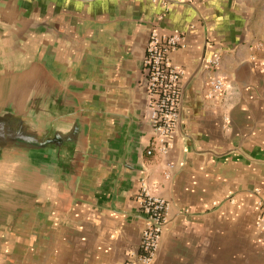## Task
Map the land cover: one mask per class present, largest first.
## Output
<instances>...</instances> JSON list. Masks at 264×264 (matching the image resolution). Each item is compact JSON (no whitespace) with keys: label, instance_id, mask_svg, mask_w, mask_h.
<instances>
[{"label":"crops","instance_id":"obj_1","mask_svg":"<svg viewBox=\"0 0 264 264\" xmlns=\"http://www.w3.org/2000/svg\"><path fill=\"white\" fill-rule=\"evenodd\" d=\"M1 1L0 38L15 54L1 95L37 84L20 110L33 138L0 221V264L134 259L143 180L169 203L151 264H264V0H53L45 21ZM153 30L185 41L169 53L184 74L167 155L146 153ZM34 31L50 39L39 65L22 41ZM214 76L225 90L210 97Z\"/></svg>","mask_w":264,"mask_h":264},{"label":"built area","instance_id":"obj_2","mask_svg":"<svg viewBox=\"0 0 264 264\" xmlns=\"http://www.w3.org/2000/svg\"><path fill=\"white\" fill-rule=\"evenodd\" d=\"M191 1V0H187ZM185 44L180 33L161 35L153 30L147 44L144 58L146 89L148 94L147 117L152 125V137L146 149L148 155H167L179 118V100L184 70L174 64L169 53ZM208 66H218L219 57L208 60ZM225 90L223 78L214 76L209 82L208 96L216 97ZM172 167V164H168ZM169 171L166 175L169 176ZM140 204L147 216L142 232L139 252L134 259L125 264H151L156 256L162 236L167 213L168 201L160 195L152 194L148 183L143 180L138 195ZM263 204L262 201L259 202ZM257 226L264 236V210L257 217Z\"/></svg>","mask_w":264,"mask_h":264},{"label":"water","instance_id":"obj_3","mask_svg":"<svg viewBox=\"0 0 264 264\" xmlns=\"http://www.w3.org/2000/svg\"><path fill=\"white\" fill-rule=\"evenodd\" d=\"M10 43L0 38V80L9 70L15 57ZM36 82L28 83L22 88H15L6 99L1 95L0 88V221L5 214L10 194L17 185L25 153L28 151L26 142H31V135L20 123L23 106L32 102L35 97ZM31 139V140H30Z\"/></svg>","mask_w":264,"mask_h":264},{"label":"flooded vegetation","instance_id":"obj_4","mask_svg":"<svg viewBox=\"0 0 264 264\" xmlns=\"http://www.w3.org/2000/svg\"><path fill=\"white\" fill-rule=\"evenodd\" d=\"M1 3L7 14H14L17 17L24 18V20L26 18L27 20L45 21L54 18L55 3L53 0H2ZM37 35H39L38 31L28 33L26 37L22 38V41L31 51H34V49L37 51L34 60L39 65L41 64V54L39 52L43 48H48L50 39L41 40V38H37Z\"/></svg>","mask_w":264,"mask_h":264},{"label":"rangeland","instance_id":"obj_5","mask_svg":"<svg viewBox=\"0 0 264 264\" xmlns=\"http://www.w3.org/2000/svg\"><path fill=\"white\" fill-rule=\"evenodd\" d=\"M31 160H32V159L28 158L26 164H27V165H30L29 167H31V169H32V168H34V162H33V160H32V161H31ZM32 162H33V163H32ZM23 188H24V187L22 186L21 189H23Z\"/></svg>","mask_w":264,"mask_h":264}]
</instances>
